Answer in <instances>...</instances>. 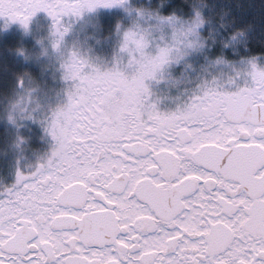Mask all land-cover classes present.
Returning <instances> with one entry per match:
<instances>
[{
    "label": "snow or ice",
    "instance_id": "snow-or-ice-1",
    "mask_svg": "<svg viewBox=\"0 0 264 264\" xmlns=\"http://www.w3.org/2000/svg\"><path fill=\"white\" fill-rule=\"evenodd\" d=\"M100 6L0 0V16L27 26L45 11L56 46L65 17ZM98 111L0 188V264H264V89L193 94L147 121Z\"/></svg>",
    "mask_w": 264,
    "mask_h": 264
},
{
    "label": "clouds",
    "instance_id": "clouds-1",
    "mask_svg": "<svg viewBox=\"0 0 264 264\" xmlns=\"http://www.w3.org/2000/svg\"><path fill=\"white\" fill-rule=\"evenodd\" d=\"M167 3L168 0H103V7L123 13L115 21L109 51L84 44L65 52L63 39L54 46L58 35L53 31L52 46L60 52L65 88L62 102L46 120V124L55 122V136L46 131L52 144L42 162L61 139L67 141L85 106L98 109L95 114L99 119L119 124L147 121L156 111L175 112L184 108L193 94L202 95L204 91L248 94L250 90L264 89L261 54L236 60L223 51L208 55L212 36L204 31L210 24L204 14L207 0H185L191 10L188 15L176 8L163 11ZM238 39L239 33H233L224 47ZM197 55H203L200 64L192 62ZM70 95L79 103L73 104Z\"/></svg>",
    "mask_w": 264,
    "mask_h": 264
},
{
    "label": "rangeland",
    "instance_id": "rangeland-1",
    "mask_svg": "<svg viewBox=\"0 0 264 264\" xmlns=\"http://www.w3.org/2000/svg\"><path fill=\"white\" fill-rule=\"evenodd\" d=\"M114 9L100 6L79 17H65L63 23L70 27L64 34L62 50L91 44L109 51L117 19L111 21L114 17L109 13ZM106 19L108 22L102 26ZM52 35V18L43 10L37 11L27 26L0 16V156H17L19 150L28 147L25 143L31 147L36 130L43 133L42 141L50 137L45 130L46 120L62 102L65 88L60 52L52 46ZM232 51L236 54L230 59L246 57L237 55L241 52L238 48ZM212 52L210 48L208 55L216 56ZM192 62L202 63L203 55L194 56ZM22 99L23 110L18 104Z\"/></svg>",
    "mask_w": 264,
    "mask_h": 264
},
{
    "label": "trees",
    "instance_id": "trees-1",
    "mask_svg": "<svg viewBox=\"0 0 264 264\" xmlns=\"http://www.w3.org/2000/svg\"><path fill=\"white\" fill-rule=\"evenodd\" d=\"M207 5L204 14L210 18V24L205 26L204 31L206 35L211 33L214 41H210L213 55H219L223 51L230 58L236 54L232 49L238 48L241 52L237 55L264 56V0H207ZM173 8L185 15L191 11L185 0H168L163 11L168 12ZM109 14L114 17H110L111 21L123 15L118 9ZM233 33H239V39L232 46L224 47V42Z\"/></svg>",
    "mask_w": 264,
    "mask_h": 264
},
{
    "label": "flooded vegetation",
    "instance_id": "flooded-vegetation-1",
    "mask_svg": "<svg viewBox=\"0 0 264 264\" xmlns=\"http://www.w3.org/2000/svg\"><path fill=\"white\" fill-rule=\"evenodd\" d=\"M165 106H167V101L165 102ZM33 134L35 138L32 139L31 147L25 143L23 145H27L28 149L24 148V151L19 150L17 156L13 157L11 153L8 154V157L10 156V158L0 156V160L2 161L0 162V188L14 184L18 171L27 173L34 169L38 163L42 162L44 156L50 150L52 144L51 137L42 141V132L36 130ZM28 152H30V154L26 155ZM5 153L7 154V149L4 151V154ZM23 156L26 158H22ZM24 161L26 163H24Z\"/></svg>",
    "mask_w": 264,
    "mask_h": 264
}]
</instances>
